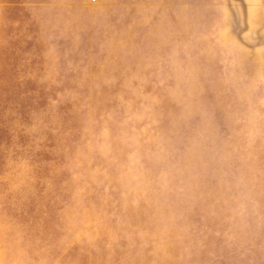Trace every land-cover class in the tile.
Wrapping results in <instances>:
<instances>
[{
  "label": "rangeland",
  "instance_id": "1",
  "mask_svg": "<svg viewBox=\"0 0 264 264\" xmlns=\"http://www.w3.org/2000/svg\"><path fill=\"white\" fill-rule=\"evenodd\" d=\"M0 264H264V0H0Z\"/></svg>",
  "mask_w": 264,
  "mask_h": 264
}]
</instances>
